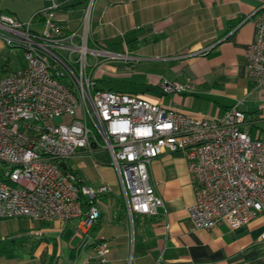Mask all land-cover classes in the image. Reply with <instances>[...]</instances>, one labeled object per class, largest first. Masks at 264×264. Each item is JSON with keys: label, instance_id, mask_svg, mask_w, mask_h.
<instances>
[{"label": "built area", "instance_id": "built-area-1", "mask_svg": "<svg viewBox=\"0 0 264 264\" xmlns=\"http://www.w3.org/2000/svg\"><path fill=\"white\" fill-rule=\"evenodd\" d=\"M47 1L26 21L0 10V40L19 47L23 59L18 70L0 76V219L70 221L82 233L99 218V196L108 187L88 186L61 163L79 152L93 157L95 150L107 151L130 220L164 207L150 180V163L176 151L186 159L194 193L187 212L195 227L224 223L238 228L264 212V139L241 129L244 113L238 103L221 117L194 116L134 93L98 87L93 67L133 57L88 46L93 0L72 30L56 16L61 3ZM252 21L255 38L244 56L248 75L261 85L264 1ZM184 88L161 83L163 92ZM59 116L67 120L53 122ZM108 251V239L101 237L94 263L106 264Z\"/></svg>", "mask_w": 264, "mask_h": 264}, {"label": "crops", "instance_id": "crops-1", "mask_svg": "<svg viewBox=\"0 0 264 264\" xmlns=\"http://www.w3.org/2000/svg\"><path fill=\"white\" fill-rule=\"evenodd\" d=\"M57 1V18L67 30L75 29L88 0ZM262 1L93 0L88 43L109 51L107 45L122 46V53L133 57L123 61L144 62L139 82L145 87L124 92L141 93L151 102L194 116L221 117L238 103L244 113L241 129L251 138L264 139V84L248 75L244 56L255 38L252 15ZM9 48L0 40V54ZM105 65L101 70L116 77L133 72L127 64L111 69ZM10 71L15 70L3 75ZM164 81L185 88L163 92ZM71 160L76 166L68 165ZM66 165L80 171L76 173L88 186L104 183L108 191L99 196V218L80 234L70 221H35L40 228L29 233L44 237L42 246H50L65 229L71 231L65 239V264H95V244L101 237L108 239L106 264H264V212L238 228L193 225L187 207L194 193L181 151L164 152L151 161L150 180L164 207L156 215L134 214V231L121 193L112 194L119 181L110 163L99 162L95 153L79 152ZM78 247L81 255L76 256ZM11 262L0 259V264H15Z\"/></svg>", "mask_w": 264, "mask_h": 264}, {"label": "rangeland", "instance_id": "rangeland-1", "mask_svg": "<svg viewBox=\"0 0 264 264\" xmlns=\"http://www.w3.org/2000/svg\"><path fill=\"white\" fill-rule=\"evenodd\" d=\"M47 0H0V10L16 16L21 21H26L37 9L47 4ZM49 3V2H48ZM80 21V20H79ZM91 26V20L89 27ZM90 32V29H89ZM91 33V32H90ZM89 47H92V42L88 43ZM113 52L122 53L125 50L122 46L113 47L107 45ZM21 49L19 47H10L8 50H4L0 54V76H2L7 70H18L20 68ZM99 59H102L99 57ZM88 60L92 61L91 56H88ZM117 64H127L133 72L129 75L116 77L115 75L108 74L105 71L96 68L95 74L97 84L103 88H112L113 90H141L145 87L144 83H140V71L145 67L144 62L139 60H126L114 59L106 62L108 69L114 68ZM99 74L101 75L100 81H98ZM132 93V92H130ZM141 96V93H134ZM63 120H67V117H55L53 122L57 123ZM95 156L101 163L109 164L110 158L105 150H95ZM69 166H76V161L71 160L68 163ZM80 173V171H76ZM120 185L118 182L114 184L113 195H119ZM122 195V194H121ZM132 219L128 221L129 228L132 231L135 230L134 222ZM40 228L37 222L25 217L14 218H1L0 219V259L12 260L11 263L15 264H65V256L68 254L65 239L68 237L71 231L65 229L62 237H56L52 239L50 246H42L44 243V237H36L30 231ZM134 229V230H133ZM135 234V233H134ZM76 256L81 255V247H78L75 251Z\"/></svg>", "mask_w": 264, "mask_h": 264}, {"label": "water", "instance_id": "water-1", "mask_svg": "<svg viewBox=\"0 0 264 264\" xmlns=\"http://www.w3.org/2000/svg\"><path fill=\"white\" fill-rule=\"evenodd\" d=\"M61 166H62L63 168H66V164H65V163H61Z\"/></svg>", "mask_w": 264, "mask_h": 264}]
</instances>
